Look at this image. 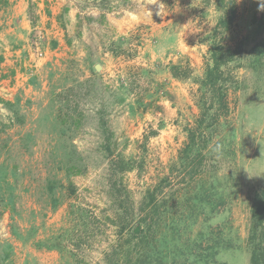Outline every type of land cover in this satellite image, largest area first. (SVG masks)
Instances as JSON below:
<instances>
[{"label":"rangeland","instance_id":"374dc122","mask_svg":"<svg viewBox=\"0 0 264 264\" xmlns=\"http://www.w3.org/2000/svg\"><path fill=\"white\" fill-rule=\"evenodd\" d=\"M53 2L6 0L0 8V121L6 124L0 140L9 146L0 161L12 166L9 179L16 185L14 208L0 216L1 264H104L114 229L107 219L112 206L96 110L105 107L115 152L135 158L139 166L122 177L136 205L147 188L169 174L186 140L185 128L199 113L196 88L220 14L215 0H59L58 19L50 27L43 18ZM236 5L222 44L247 50L248 23L264 12V0H236ZM114 20L123 29H116ZM177 61L188 62L189 77L171 75L169 66ZM239 66L228 67L241 87L228 89L229 112L213 132L201 174L208 184L212 173V204L204 205L193 228V234L212 231L222 239L217 259L226 264H248L244 239L250 205L264 186V78ZM69 86L66 99L75 126L63 136L50 93ZM140 97L154 104L143 110ZM153 129L157 134L142 144ZM67 153L81 166V173L69 177L76 191L66 196L57 188L62 202L51 209L45 178L60 172L52 158ZM179 178L170 175L165 189H177Z\"/></svg>","mask_w":264,"mask_h":264},{"label":"trees","instance_id":"16d2710c","mask_svg":"<svg viewBox=\"0 0 264 264\" xmlns=\"http://www.w3.org/2000/svg\"><path fill=\"white\" fill-rule=\"evenodd\" d=\"M5 4L6 0H0V8ZM215 4L220 14L210 35L204 72L196 88L195 102L199 113L194 124L185 128L186 140L179 149L177 161L170 166L169 174L147 188L136 205L122 177L125 172L139 166H136L135 158H126L115 152L117 145L114 133L108 126L105 107L101 104L96 110L100 151L107 159L106 193L112 206L107 219L114 229V239L103 253L104 264H226L217 259L218 250L223 245L222 239L212 231L206 233L198 229L193 234L199 214L205 211L204 205L212 204V173L207 177L208 184L201 174L207 170V150L213 132L220 119L229 112L228 89L230 86L234 89L241 87L228 68L230 63L237 62L239 67L264 78V12L258 18L254 16L248 23L251 27L244 37V43L252 42L250 48L231 49L222 44V34L230 29L235 20L236 0H215ZM169 71L175 78H186L191 68L187 61H177L170 64ZM72 89L73 86H69L50 93L51 108L56 106L55 119L61 121L59 134L63 136L72 129L71 126H75V123H70L72 116L66 99V93ZM137 103L146 110L154 104V100L149 98L145 101L140 97ZM65 107L67 109L64 111ZM5 127L6 124L0 121V134ZM156 134L157 130H149L143 135L142 144L149 136ZM1 141L0 156L9 147ZM57 143L58 140L51 147V154L58 148ZM69 154H62L60 160L52 158L51 163L58 166L56 171L63 173L58 176L60 172H55L45 178L51 209L62 202L55 195L57 188L60 189L59 193L65 191L66 196H72L76 191L69 177L81 173V166ZM10 168L12 166L6 160L0 161V216L7 207L10 211L14 208L16 185L15 179H9ZM10 173L14 174V169ZM174 173L180 177V181L177 179V189H165L170 184V175ZM213 209L211 205L209 211ZM12 232L21 237L15 229ZM244 248L248 264H264V186L252 198ZM7 257L8 249L2 260ZM188 257H192L191 261Z\"/></svg>","mask_w":264,"mask_h":264},{"label":"crops","instance_id":"0c3cea01","mask_svg":"<svg viewBox=\"0 0 264 264\" xmlns=\"http://www.w3.org/2000/svg\"><path fill=\"white\" fill-rule=\"evenodd\" d=\"M47 2H48V0H46ZM48 4V3H47ZM47 4H46V6H47ZM57 4H59V0H54V2H53V6H50V8L49 9H51V11H49V9L47 10V16H45L43 19H47L48 20V24H49V26L50 27H53L54 26V24H55V20H57L58 18H56V14L58 13H56V8H57ZM40 5V4H39ZM19 11H20V14L22 13L21 12V8L19 9ZM56 13V14H55ZM127 13H130L129 11L127 12ZM131 14H132V12H131ZM17 15H19V13L17 14ZM17 15H16V17H17ZM48 15H49V17H48ZM107 17V19L108 20H110V21H113L112 20V18L111 17H108V16H106ZM21 21L23 22V23H25V21H23V16H21ZM70 18H71V15H70ZM49 21H50V23H49ZM54 22V23H53ZM117 24L116 25V29H123V26H124V24H121L120 25V22L119 21H117V20H114V24ZM123 25V26H122ZM129 29V28H128ZM21 37H23V35H20Z\"/></svg>","mask_w":264,"mask_h":264},{"label":"built area","instance_id":"2783aa9c","mask_svg":"<svg viewBox=\"0 0 264 264\" xmlns=\"http://www.w3.org/2000/svg\"><path fill=\"white\" fill-rule=\"evenodd\" d=\"M38 38H39V37H38ZM37 55H38V56H42L43 53H42L40 50H37Z\"/></svg>","mask_w":264,"mask_h":264},{"label":"water","instance_id":"95a60500","mask_svg":"<svg viewBox=\"0 0 264 264\" xmlns=\"http://www.w3.org/2000/svg\"><path fill=\"white\" fill-rule=\"evenodd\" d=\"M99 66L98 65H96V68H98Z\"/></svg>","mask_w":264,"mask_h":264}]
</instances>
